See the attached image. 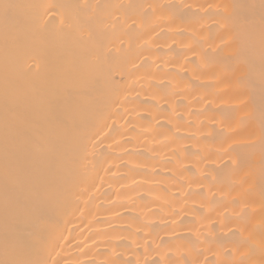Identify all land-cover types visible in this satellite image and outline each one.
<instances>
[{
    "label": "bare ground",
    "instance_id": "1",
    "mask_svg": "<svg viewBox=\"0 0 264 264\" xmlns=\"http://www.w3.org/2000/svg\"><path fill=\"white\" fill-rule=\"evenodd\" d=\"M0 264H264V0H0Z\"/></svg>",
    "mask_w": 264,
    "mask_h": 264
},
{
    "label": "snow or ice",
    "instance_id": "2",
    "mask_svg": "<svg viewBox=\"0 0 264 264\" xmlns=\"http://www.w3.org/2000/svg\"><path fill=\"white\" fill-rule=\"evenodd\" d=\"M3 7H4L5 9H7V8L9 7V5L5 4V5H3Z\"/></svg>",
    "mask_w": 264,
    "mask_h": 264
}]
</instances>
